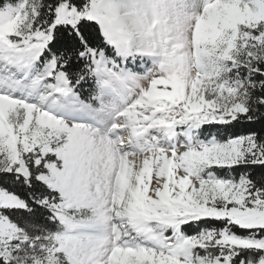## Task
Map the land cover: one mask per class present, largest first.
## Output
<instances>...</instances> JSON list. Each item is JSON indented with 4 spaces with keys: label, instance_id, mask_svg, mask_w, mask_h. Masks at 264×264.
Wrapping results in <instances>:
<instances>
[{
    "label": "snow or ice",
    "instance_id": "obj_1",
    "mask_svg": "<svg viewBox=\"0 0 264 264\" xmlns=\"http://www.w3.org/2000/svg\"><path fill=\"white\" fill-rule=\"evenodd\" d=\"M0 264H264V0H0Z\"/></svg>",
    "mask_w": 264,
    "mask_h": 264
}]
</instances>
